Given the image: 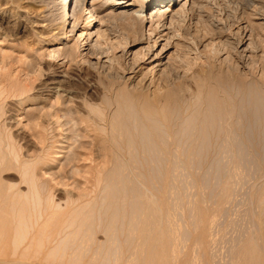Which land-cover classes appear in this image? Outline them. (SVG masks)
<instances>
[{"label": "bare ground", "instance_id": "6f19581e", "mask_svg": "<svg viewBox=\"0 0 264 264\" xmlns=\"http://www.w3.org/2000/svg\"><path fill=\"white\" fill-rule=\"evenodd\" d=\"M16 1L36 8L34 18L25 14L45 24L39 34L50 39H38L46 51L31 47L30 56L0 57V264H218L212 225L229 213L237 184L250 181L251 224L230 243L225 263L264 264L259 12L250 11L247 24L225 38L192 40L181 33L187 14L211 7L212 0H159L155 8L156 0H139L146 8L139 14L108 15L113 24L107 38L112 42L117 34L118 43L100 40V27L85 54L82 41L92 32L68 38L82 24L87 29L103 20L100 0ZM128 1L104 0L102 6ZM221 46L228 52L218 65ZM203 51L213 62L199 63ZM53 60L66 69L53 68ZM148 60L150 69L135 82ZM80 61L98 73L95 83L87 80L95 96L77 89ZM155 71L159 88L151 93L147 78ZM181 168L192 171L197 190L184 232L195 258L190 250L178 258L173 248Z\"/></svg>", "mask_w": 264, "mask_h": 264}, {"label": "rangeland", "instance_id": "374dc122", "mask_svg": "<svg viewBox=\"0 0 264 264\" xmlns=\"http://www.w3.org/2000/svg\"><path fill=\"white\" fill-rule=\"evenodd\" d=\"M103 1L104 0L96 1V7L99 10V16L103 20L99 21V18H98L97 20H95V22H92L91 25L89 27H87V29H86L85 23L82 24L80 26V28H78L76 30V32L72 36H70V38H68L69 41L73 42L75 39H77V38H79V36H81L80 34L83 32V30H85V34L83 35L82 38H85L88 33L92 32L93 35H92L90 40L82 41V45H83L82 49L84 50L83 52L85 54H86L87 49L89 47L88 43L91 40L95 41L98 38V35H97L98 28H100V27L102 28L101 29V35L99 37L100 40L106 41L108 39L107 37H108L109 32L106 31V28L111 29L112 24H113V20L110 17H108L109 14H111V13H114V14H124L125 13L128 15L132 14V13L133 14H139V12H141V10L146 9V8H144L143 2H139V0H129L128 2H124L122 4H115V5L109 3L107 5L102 6ZM123 1H126V0H123ZM176 1H178V0H176ZM156 2H157V4L153 5V8H155L159 5V0H156ZM154 3H155V1H154ZM165 4H166V2L162 3L161 5H165ZM209 5L211 7H207L204 9L197 8V11H196V9H194V11L192 10V12H189L187 14L185 25H184L183 31H181V33L185 32V33H188L187 35L190 34V37L189 36L188 37L192 38V40H196L194 38H197L199 40L200 37H201V39H208L211 37L218 38L220 36H221L220 38H225L227 35H229V34L231 35V32L234 33L236 30H238L239 27L245 26L248 22V20H247L248 14L250 13V11L252 13L255 12L254 10L259 12L258 15L254 16L255 17L254 19L257 21V23L263 21L261 23H263V27H264V0H212ZM23 6H25V3H23V2L19 3L16 0H0V57L2 56L3 53H8L10 55L16 56L17 58H19V57L23 58L25 55L30 56L32 54V52L29 48H31V47L35 48V49L41 47L42 52L46 51L45 47H44L46 42L42 43L41 46L38 44L39 43V41H38L39 37L44 38V39H50L47 37L48 36L47 34H44L43 36H40V34H39L40 33L39 31H43L45 24L43 26L42 25L43 23L41 24V22H34V23L30 22L31 19L28 18L25 13L29 12L30 16L35 15L37 12L35 10L36 8L35 7L32 8L30 6V8H32L33 10L27 8V9H29V11H27V9L23 8ZM261 6H263V7H261ZM257 9H259V10H257ZM32 11H34V12L32 13ZM260 13H263V14H260ZM31 17L34 18L35 16H31ZM232 17H233V19H232ZM234 20H235V22H234ZM231 25H232V27H230ZM148 26H149V24L145 25V27H147V28H148ZM115 30H116V28H115ZM57 31L58 30H56L54 32L57 33ZM115 35L117 36V34L112 33V36H110V37H113L112 42L110 41V39H108L109 41L107 40L109 45H111L112 43H115V44L118 43L119 39H114V37H116ZM60 37H63V35H60ZM255 37H257V36H255ZM220 38H218V39L220 40ZM256 40H257V38H256ZM49 45H50L49 47L52 48L55 45V43L54 44L52 43ZM259 45L260 44L258 41V46ZM260 47H258L259 48L258 50H260L259 55L264 56V53H263L264 49L261 45H260ZM221 48H223V49H221ZM261 49H263V50H261ZM203 52H204V54H202V55L204 57L202 56V59H199L198 61L200 64L205 63V65H206V64H208L209 59H211V58H207L209 55V53L207 51L206 52L203 51ZM227 52H228V48L226 46H221L219 48V54L220 55L218 54L219 55L218 57L216 56L215 59L214 58H212V59H214V61L217 64L219 62V64L222 63V65H223V62H224L223 59L225 58ZM261 52L263 54H261ZM117 55L118 56L121 55V48H119L117 50ZM126 57L129 58L131 56L129 54ZM46 59H48V58H44V60H45L44 63L47 62ZM212 59L210 61H212ZM255 59H256V64L258 66L262 65L264 63V58H262V57L256 56ZM129 60H130V58H129ZM129 60L128 59L126 60L127 63H129ZM205 60H207V61H205ZM120 61L123 62L124 60H120ZM61 62L62 61L56 62L53 60L52 61L53 68H55V69L60 68ZM84 63L85 62L80 61V63H78V65H76V67L81 71L80 77H78V80L76 81L77 89H78V91H80L81 95L87 92V94L91 93L90 95H93V93H95L94 94V96H95L97 94V92L94 91L95 90L94 87L91 90H89L88 82L90 84L95 83V80L97 78L98 73H97V71H95L93 69H88L89 67L87 66V63L86 64H84ZM149 63L150 62L148 60L141 67L138 68L139 70H142L143 73L139 74L135 78V80H136L135 82H137V81L139 82L142 80V78L144 76L143 74H145L151 67V65ZM226 64H227V62H226ZM17 65H20V63ZM46 66H49L48 63ZM60 69L65 70L66 65L61 66ZM138 69H137V71H138ZM127 75H130V73ZM81 77L83 80H81ZM147 79H148L147 83L150 84V92L154 93L159 88L157 71H155L153 75L148 76ZM84 80H86V81H84ZM87 80H88V82H87ZM85 90H86V92H85ZM20 128H21V126H19V127L17 126L15 129H17L18 132H20V135L23 136L25 139H27L28 142H32L29 139V137L27 136V134L22 132ZM19 129H20V131H19ZM189 173L184 171L182 168L177 173L178 174L177 181L180 183V186L178 187L177 192H179L180 189H181V191L178 193V199H180V200L179 201H178V199L176 200L177 209H174L175 211L173 210L174 213L176 214V216H174V219H173L174 226H176L175 228L177 229V232H176V236H177L176 240L177 241L175 240V242H174L175 244H174L173 248H175L177 250L178 254L176 253V255L178 258L182 257L183 254L189 250H190V252H193L192 253L193 258L197 257V255H198L197 251L195 250V245L192 244L193 242H191L192 240L190 239L191 240L190 241L189 239H185V237H184V232L190 227V222L192 219L191 214L188 213L189 208L192 204L191 202L194 201L193 199H195L197 197V196H195V194L197 193V190L195 191V188L193 187V185L191 183V176L188 175ZM191 173H192V171H191ZM182 174H185V176H187L188 178L184 177ZM6 178L15 180V177L12 175H6ZM186 178H187V180H186ZM262 178H263V176H262ZM181 182H183V183L185 182L184 184L187 183L185 185L186 187H182L184 185ZM250 185H251V181L245 183V185H244V182L243 183L240 182L237 184V186H236L237 192L235 194V197L232 199L233 202L231 201L228 203L229 205L228 204L226 205V207L229 209V213L227 211V213L224 214V216L223 215L217 216L215 223L212 225L211 235H210V237L212 239L211 249L216 254V258H217L216 263H218V264H226L227 261H229V262L231 261V259H230L231 257H229V256L231 255L230 250L232 248L230 246H233V245H231L230 243L232 242V244H234L235 239L240 236V234L245 229V227H248L251 224L250 219H249L250 217L247 214L249 207L251 205L250 203H248L249 197L247 196L248 192H249L248 188L250 189ZM244 186H246V187H244ZM180 187H182V188H180ZM194 192H196V193L194 194ZM179 194L181 196H179ZM193 194H194V196H193ZM60 195H63V192H61L59 194V196ZM184 195L186 198L184 197ZM187 195H189V196H187ZM246 197H247V199H246ZM181 200H182L183 204L180 203ZM183 200H184V202H183ZM172 201H173V199H172ZM208 203H209V205H213V204H211V201ZM185 204H186V206H185ZM187 206H188V208H187ZM179 208H181L182 210ZM232 212H234V213H232ZM186 214H188V215L186 216ZM243 214H245V215H243ZM177 215L180 218H178ZM176 218L180 219V221L179 220L177 221ZM187 218H188V220H187ZM247 219L249 222L247 221ZM241 223H243V224H241ZM216 226H217V228H216ZM220 226L221 227L223 226V227L220 228ZM262 227L263 228L261 229V234L263 235V238H264V224L262 225ZM182 233H183V236H182ZM99 238H101V240H103L101 236H99ZM182 250H183V252H182ZM228 250H229V252H228ZM131 254L132 253H130V258H129L130 261H132L133 258L136 257V255L134 256ZM229 262H228V264H230Z\"/></svg>", "mask_w": 264, "mask_h": 264}]
</instances>
